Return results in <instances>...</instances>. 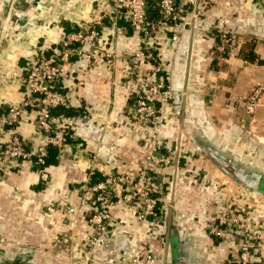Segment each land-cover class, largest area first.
I'll return each instance as SVG.
<instances>
[{"label":"crops","instance_id":"obj_1","mask_svg":"<svg viewBox=\"0 0 264 264\" xmlns=\"http://www.w3.org/2000/svg\"><path fill=\"white\" fill-rule=\"evenodd\" d=\"M178 1L188 23L173 41L175 28L161 27L145 38L125 15L115 20L113 8L102 0H18L3 40L11 0H0V112L23 99L25 89L12 73L22 74L37 55L60 48L68 31L95 25L101 29V46L116 54L112 69L95 54L92 64L82 58L67 64L61 90L81 113L56 116L71 140L48 165L47 182L30 161L3 168L0 160V264L77 263L97 234L89 221L94 209L87 206L67 218L61 209L47 212L44 204L78 206L94 173L135 177L148 163V143L157 136L174 158L170 166H152L175 207L170 220H140L120 202L106 245L94 252L90 264H128L130 255L148 252L163 264H235L241 234L231 230L225 239L210 234L224 205L246 206L253 222L264 228V96L253 113L242 103L264 84V6L260 0H198L202 13L191 22L188 1ZM144 43L157 51L177 92L161 108L160 134L150 125L137 127L132 119V94L147 90L155 74L145 62L130 77L132 56ZM247 52L257 58L246 60ZM129 78L132 92L122 87ZM36 120V114L27 113L20 125L33 148L48 142ZM11 135L6 128L0 143ZM114 191L120 199L123 188L115 185ZM251 262L264 264L263 252L256 250Z\"/></svg>","mask_w":264,"mask_h":264},{"label":"built area","instance_id":"obj_2","mask_svg":"<svg viewBox=\"0 0 264 264\" xmlns=\"http://www.w3.org/2000/svg\"><path fill=\"white\" fill-rule=\"evenodd\" d=\"M18 0H11L10 7L5 16V24L1 30L4 40L10 28L15 13V4ZM108 7L113 8L115 20L125 15L134 32L147 37V3L148 0H102ZM191 9V22L202 13L198 0H187ZM264 6V0H260ZM157 7L164 18L160 28H175L173 41H178L183 28L188 23L183 19L178 0H157ZM190 22V23H191ZM101 31L95 25L75 29L66 33L61 41L60 48L54 52L37 55L29 61L23 73L13 72L12 77L20 80L25 89L20 105L9 106L0 115V135L6 128H11L12 135L8 142L0 143V160L3 168L16 161H30L37 169L41 180L47 182L50 178L47 171L48 145L63 149L69 144L71 134L64 125L57 124L52 111L58 106L68 107V100L61 90L63 80L68 72L67 64L75 58H82L89 64L94 61V54L106 59L108 68L112 69L116 63V54L113 49L101 46ZM157 59L155 50L148 44L141 45L132 56L133 77L145 62L153 66L156 74L147 87V90L136 94L133 122L139 126H152L153 130L161 133L164 116L161 108L172 102L177 92L174 91L169 76L158 75L162 71L161 63L152 64L149 60ZM5 82L8 78H5ZM133 79L129 78L122 87L132 92ZM264 96V84H258L253 91L242 100L247 113H253ZM34 113L37 117L39 129L48 139L47 144L33 148L20 132V125L25 114ZM143 138L148 141L144 133ZM150 152L148 163L142 166L134 177L128 173L116 171L96 183L89 181L82 189L80 204L73 206L66 204L57 207L54 202H46L47 212L61 209L67 218L84 210L87 206L94 209L90 216V224L97 230V234L90 236L88 247L75 264H90L94 252L106 245L108 229L113 221V209L120 202L127 206L132 215L138 219H159L164 217L170 220L174 211L169 194L164 184L158 179L156 170L152 166L166 167L173 162V157L165 153V140L157 136L149 143ZM121 186L123 192L120 199L115 196L114 186ZM170 216V217H169ZM237 231L242 238L239 246V256L235 264H252L255 251H262L264 256V228L253 222L246 206L232 207L224 205L213 228L211 235L225 239L229 231ZM4 239L0 236V262L3 256ZM128 264H163L151 252L134 254L128 257Z\"/></svg>","mask_w":264,"mask_h":264},{"label":"trees","instance_id":"obj_3","mask_svg":"<svg viewBox=\"0 0 264 264\" xmlns=\"http://www.w3.org/2000/svg\"><path fill=\"white\" fill-rule=\"evenodd\" d=\"M178 3H179V1H178ZM147 20H148V24L146 26V33H143V34H145V35L147 34L149 36H154L156 34V32L158 31V29H160V22L165 21L162 14L160 13V11L157 7V0H148V3H147ZM125 22H127V20ZM128 23L130 25L129 21H128ZM121 24H122V22L120 21L119 25H121ZM98 29L101 30L100 28H98ZM167 29H169V28H167ZM70 31H72V30H70ZM155 54L157 56V51H155ZM243 58H245L248 61H254L257 58V56L252 52H247V53L243 54ZM75 59H77V58H75ZM149 61L152 64L161 62L158 56H157V59L149 60ZM260 62H261V60H260ZM158 75H162V76L166 77V76H168V73H166V71L162 70L161 72L158 73ZM155 76H156V74H154V77ZM132 95H131L132 96L131 98L133 99V101H135L136 95H134V94H132ZM7 109L8 108H4V110H2L0 112V115L3 114ZM52 113L56 117L60 114L79 115L81 112L79 111V109H75L74 107H71V106H68V107L58 106V107L53 109ZM70 140H71V137H69L68 141L70 142ZM60 151H61V149L54 147V146H51V145H48V153L49 154H48V158H47V167H48V165L57 162L56 157L58 156ZM103 179H104V177H101L97 173H94L93 177L91 179V183H96V182L103 180Z\"/></svg>","mask_w":264,"mask_h":264},{"label":"flooded vegetation","instance_id":"obj_4","mask_svg":"<svg viewBox=\"0 0 264 264\" xmlns=\"http://www.w3.org/2000/svg\"><path fill=\"white\" fill-rule=\"evenodd\" d=\"M239 174H240V176H244V174H243L242 172H239ZM254 183H255V182H253V181H252V182H250L249 186H251V187H252V186H255V184H254Z\"/></svg>","mask_w":264,"mask_h":264},{"label":"rangeland","instance_id":"obj_5","mask_svg":"<svg viewBox=\"0 0 264 264\" xmlns=\"http://www.w3.org/2000/svg\"><path fill=\"white\" fill-rule=\"evenodd\" d=\"M232 206V205H231ZM232 207H234V206H232ZM250 216V215H249Z\"/></svg>","mask_w":264,"mask_h":264}]
</instances>
